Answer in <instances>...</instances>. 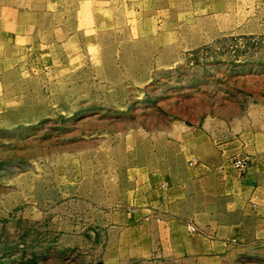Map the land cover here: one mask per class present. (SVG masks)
I'll return each mask as SVG.
<instances>
[{
    "label": "rangeland",
    "instance_id": "obj_1",
    "mask_svg": "<svg viewBox=\"0 0 264 264\" xmlns=\"http://www.w3.org/2000/svg\"><path fill=\"white\" fill-rule=\"evenodd\" d=\"M64 1L37 48L0 32V264H146L127 251L144 169L194 133L264 130V0H115L98 44L67 39Z\"/></svg>",
    "mask_w": 264,
    "mask_h": 264
},
{
    "label": "crops",
    "instance_id": "obj_2",
    "mask_svg": "<svg viewBox=\"0 0 264 264\" xmlns=\"http://www.w3.org/2000/svg\"><path fill=\"white\" fill-rule=\"evenodd\" d=\"M115 3L81 0L80 22L73 36L66 33L67 39L80 44L103 43L99 29L115 25ZM42 4L39 0H9L0 9L3 45L17 56L24 49L39 46L47 23L45 16L49 18L48 27L55 31L63 27V19L60 26L56 21L52 25L50 18L60 16L66 1L43 0ZM88 4L90 9L82 8ZM94 18L96 22L88 31L82 20ZM7 61L8 56H3V63ZM192 137V148L174 165L144 169L143 204L129 216L133 226L127 231L135 238L127 244L128 261L264 264V130L255 136L226 133L219 140L222 147H215V137L208 138L201 132ZM236 159L247 163L242 174L233 165ZM188 224L195 225L199 232L190 233Z\"/></svg>",
    "mask_w": 264,
    "mask_h": 264
},
{
    "label": "built area",
    "instance_id": "obj_3",
    "mask_svg": "<svg viewBox=\"0 0 264 264\" xmlns=\"http://www.w3.org/2000/svg\"><path fill=\"white\" fill-rule=\"evenodd\" d=\"M233 165L240 174L244 173L247 167L246 161L242 159H236L235 161H233ZM187 230L192 234L199 232V229L193 224H188Z\"/></svg>",
    "mask_w": 264,
    "mask_h": 264
}]
</instances>
